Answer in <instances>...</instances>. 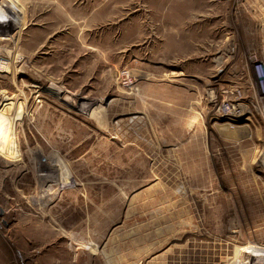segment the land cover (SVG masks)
Masks as SVG:
<instances>
[{"label":"rangeland","instance_id":"rangeland-1","mask_svg":"<svg viewBox=\"0 0 264 264\" xmlns=\"http://www.w3.org/2000/svg\"><path fill=\"white\" fill-rule=\"evenodd\" d=\"M255 57L264 0H0V264H248Z\"/></svg>","mask_w":264,"mask_h":264},{"label":"built area","instance_id":"built-area-1","mask_svg":"<svg viewBox=\"0 0 264 264\" xmlns=\"http://www.w3.org/2000/svg\"><path fill=\"white\" fill-rule=\"evenodd\" d=\"M252 70L255 77L256 86L258 87L259 92L264 95V62L256 57L254 59L252 58ZM132 81L133 79L131 77L130 71L128 70L123 72V84L125 86H129L131 85ZM228 91L229 90H225L226 95L228 94ZM228 97L222 101L220 109L222 114L234 115L237 109L235 104V100L237 99H234V97Z\"/></svg>","mask_w":264,"mask_h":264},{"label":"bare ground","instance_id":"bare-ground-1","mask_svg":"<svg viewBox=\"0 0 264 264\" xmlns=\"http://www.w3.org/2000/svg\"><path fill=\"white\" fill-rule=\"evenodd\" d=\"M97 105L98 104L92 100L88 103V106L92 109H95ZM241 246L242 247L240 248V250H237L238 258H240L243 261H249L248 264H264V239L263 238H257L255 241H251L250 244L242 243ZM249 246L256 248L258 252L257 251L249 252L248 251Z\"/></svg>","mask_w":264,"mask_h":264}]
</instances>
